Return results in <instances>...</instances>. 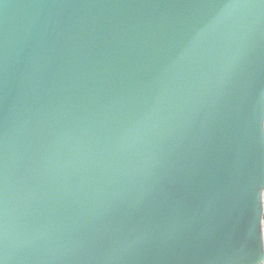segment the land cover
Instances as JSON below:
<instances>
[{
    "label": "water",
    "instance_id": "95a60500",
    "mask_svg": "<svg viewBox=\"0 0 264 264\" xmlns=\"http://www.w3.org/2000/svg\"><path fill=\"white\" fill-rule=\"evenodd\" d=\"M0 264H264V0H0Z\"/></svg>",
    "mask_w": 264,
    "mask_h": 264
}]
</instances>
